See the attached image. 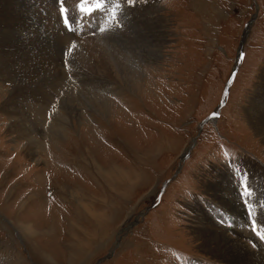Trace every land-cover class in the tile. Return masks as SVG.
I'll use <instances>...</instances> for the list:
<instances>
[{
  "label": "rangeland",
  "instance_id": "obj_1",
  "mask_svg": "<svg viewBox=\"0 0 264 264\" xmlns=\"http://www.w3.org/2000/svg\"><path fill=\"white\" fill-rule=\"evenodd\" d=\"M19 1L25 9L18 0H0L8 11L13 9L0 14V71L13 58L38 70L40 94L50 92L48 104L55 112L49 109L47 115L53 123L63 120L62 104L77 109L81 92L76 95L71 86L119 88L78 62L76 42L98 31L92 40L100 38L114 51L135 46L130 43L137 40L131 20L137 9L140 16L142 0H122L123 23L112 31L98 27V12L71 32L61 22L59 6L69 17L77 11L78 0H59L46 18L55 19L53 24L39 19L42 0ZM157 3L167 31L162 57L140 63L135 91L121 81L123 90L107 95L108 110L103 105L98 112L83 108L80 117L75 109L72 123H62L57 136H45L34 120L27 124L31 115L26 101L20 103L25 109L21 123L34 130L40 152L11 128L4 103L18 82L0 73V264H241L203 247L200 233L217 228L225 232H214L220 242L232 239L264 264V248L251 228L247 234L239 229L254 224L250 206L261 211L257 220L264 225V132L255 121L257 103L264 99V0ZM18 5L23 11L32 5L38 10L35 14L32 7L19 25ZM113 33L116 38L110 39ZM38 54L43 62L48 58L50 79L43 63L34 60ZM21 77L25 83L17 84L16 96L30 91L33 82ZM104 89L96 96L85 93L84 101L96 105ZM263 118L264 112L261 123ZM225 150L235 151L234 162L224 160ZM233 177H241L234 179L247 192ZM249 194L242 204L245 210L237 213L233 203Z\"/></svg>",
  "mask_w": 264,
  "mask_h": 264
},
{
  "label": "bare ground",
  "instance_id": "obj_2",
  "mask_svg": "<svg viewBox=\"0 0 264 264\" xmlns=\"http://www.w3.org/2000/svg\"><path fill=\"white\" fill-rule=\"evenodd\" d=\"M5 3H10V2H6L4 1ZM61 2V1H60ZM14 3V2H13ZM18 3L24 8V4L22 1H19L18 0ZM59 3V0H42V3H39V5H41L43 7V16L42 14H40L39 16V19L41 21H44L45 24H53L54 22L56 23V20L55 19H50L51 22H46L47 21V17H50L51 18V15H53L52 12H49L50 9H55V8H58V4ZM65 3V2H64ZM1 6H0V14L3 16L4 14H7L9 13L11 10L13 9H10L9 11L7 10V5L8 4H4V3H1ZM62 5V4H61ZM66 5V4H65ZM141 5L142 7H140V10H141V13H140V16L137 13V11L139 9H137L135 11V13H133L132 17L133 19L131 20V22L133 23L132 25H134L136 27L133 28L134 30L132 31L134 36L133 37H137V40L136 41H132L130 43H132L133 45L135 46H130V47H125L123 46V50L117 52V51H114L112 48V46H108L106 44L103 43V41L100 39V38H97L95 41L92 40L93 36H91L90 38L88 37L87 39L84 38V40L82 39L81 42L77 41L76 44H77V48L81 51L79 54V57H78V62L81 63L83 65V67H85V65L89 66L87 68H91L92 70H94V72L96 71V73L100 74L101 76H105V79L106 80H109V82H107L108 85H114L115 83L119 84V88H114V87H106V86H103V87H100L98 88L97 85H90L88 88H83V89H80V88H76L75 86H71V90L77 95V92H81L80 94V99L78 100V104H77V113L80 117H82L84 115L83 113V108H86L88 110H95L96 112H98L96 110L97 107H101V105H103L102 107H105L106 110H108V98H107V95L110 91H117L118 89H121L123 90V85L121 83V81L125 84V85H128V87L130 88L129 90L131 91H135L134 87H133V83L135 81V78L137 76H139V73L140 71L142 70V66L140 65L141 62H146V61H151V62H154L156 60H158L160 57H162V45L165 44V37H166V30L164 29L165 26H163L164 24V19L162 16H160V12H161V9H160V6L159 4L157 3V0H142L141 2ZM21 6H17V16H18V24L19 25H22L24 24V22L26 21V19L29 18V14H28V11L30 12V9L33 7V11H35V14L37 13V10H38V7L36 5H32L31 8L28 10V11H23L21 9ZM125 8V7H124ZM25 9V8H24ZM27 10V9H26ZM69 10V9H68ZM8 11V12H7ZM49 12V13H48ZM48 13V15H47ZM31 14V13H30ZM8 15V14H7ZM47 15V16H45ZM71 16V15H70ZM33 17V16H31ZM38 17V16H37ZM128 17V16H127ZM126 18V17H125ZM58 19V18H57ZM122 19V18H121ZM124 21V19H123ZM7 22V21H6ZM36 22V21H35ZM9 25V24H8ZM11 25V24H10ZM78 25V24H77ZM76 25V26H77ZM28 26V25H27ZM30 26V24H29ZM75 26V27H76ZM125 26V25H124ZM129 27V26H127ZM26 29V28H25ZM30 29V28H29ZM92 28L90 27H83V30L84 31H87V30H91ZM139 29V30H138ZM74 30V28L72 29ZM81 30V29H80ZM113 30V29H112ZM111 30V31H112ZM249 30V28H248ZM110 31V32H111ZM136 31H139L137 35L136 34ZM43 32V31H42ZM41 32V33H42ZM71 32V31H70ZM119 34V33H118ZM43 35V33H42ZM63 35V34H62ZM85 35V33H84ZM91 35V33L89 34ZM88 35V36H89ZM56 36V35H55ZM121 36V35H120ZM119 36V37H120ZM8 37V36H7ZM48 37V36H47ZM72 37V35H71ZM77 37V36H76ZM75 37V38H76ZM73 38V37H72ZM95 38V36H94ZM109 38L110 39H113V38H116V34L113 33V34H109ZM121 38V37H120ZM132 38V37H131ZM164 38V39H163ZM66 39H69V38H66ZM109 39V40H110ZM153 43V45L155 46V48L153 47H149V44H148V41L149 40ZM78 40V39H77ZM132 40V39H131ZM63 42V40H61ZM88 41H91L92 43H89L88 44V47L83 49V46L84 44L83 43H86ZM115 41V40H114ZM18 42V41H17ZM48 42V41H47ZM69 42V40H68ZM111 42V41H110ZM113 42V41H112ZM64 43V42H63ZM62 43V44H63ZM101 43V44H99ZM106 43V41H105ZM118 43V41H117ZM127 43V42H126ZM17 44V43H16ZM37 44V43H36ZM70 44V43H68ZM75 44V45H76ZM116 44V43H114ZM64 45V44H63ZM124 45V44H123ZM24 48H27L26 45H22ZM52 46V45H51ZM119 46V45H118ZM73 47V46H72ZM86 47V46H85ZM99 47H102L103 49H100ZM23 48V49H24ZM60 48H61V44H60ZM120 48V47H119ZM63 49V48H62ZM65 49V48H64ZM25 51V50H24ZM45 51V50H44ZM39 52H42V51H38ZM79 52V51H78ZM44 53V52H43ZM59 53L61 54L62 53V50L60 49L59 50ZM67 53V52H66ZM33 54V53H32ZM57 54V53H56ZM59 54V55H60ZM31 55V54H30ZM58 55V56H59ZM63 55V54H61ZM75 55V54H74ZM73 55V56H74ZM8 56V55H6ZM51 56V55H50ZM64 56V55H63ZM62 56V57H63ZM66 56V55H65ZM34 57V60L36 61V63H40L42 62L43 63V69H46V74H45V77L47 79H50V74L52 73V71H50L49 73V66H47V59L43 62L42 60L43 57H42V54H38L36 56H33ZM56 57V56H55ZM70 57V55H69ZM68 57V58H69ZM10 58V57H9ZM32 58V57H31ZM73 58V57H72ZM75 58V57H74ZM4 59V58H3ZM30 59V58H29ZM65 59V58H64ZM6 60V59H5ZM18 59H9V62L6 63L5 65H3L4 69L3 71H0L3 72L2 74L5 75V78L6 77H9L8 79H5V80H8V81H13L14 83L15 82H18L17 84L19 85V83L22 81V84L25 83V79L22 78L21 76L23 77H31V81H33L32 83H29L28 87L30 88V91H26L24 92L23 94L18 92V95L16 96L15 94V91L18 90V85L15 84V87L14 89L11 91V94L9 97H7L5 103H4V108L9 112L10 116H11V120H12V124H11V128L13 130H16L19 132V134L25 136L28 138V144L29 146H33V147H36V149H39L40 148V141L39 139H37V137L34 136V130H32V132H30V125H25V123H21V114L23 115V112L25 109L21 110L20 109V103H22V101H26V104H27V108H26V111L28 109V113L31 115L29 117V119L31 118V120H28L26 123L29 124L31 121L34 120V122L36 123L37 125V128H40V130H44L46 134H44L45 136H48V135H53V136H57V135H60L62 130H63V126H62V123H64L67 119L70 120V123H72V113L75 111L76 108H65L64 104H62V109L60 110V116L62 117L61 119L63 120H58L59 122H52L48 115H47V110H53V107H51L49 104H48V99L51 97L50 96V92L46 91V92H43L42 94H40V92L43 90L42 88V85H41V78H40V72H38V70H36L34 67L32 66H29L27 64H25V62H19L17 61ZM58 60V59H57ZM61 59H59V62H60ZM71 60V59H70ZM23 61V60H22ZM75 61V60H74ZM63 62V60H62ZM48 63H51V62H48ZM55 63V62H54ZM64 63V62H63ZM3 64V63H2ZM70 64V63H69ZM72 64V63H71ZM91 64V65H89ZM66 65V64H65ZM75 65V64H74ZM77 65V64H76ZM36 66V65H35ZM42 67V66H41ZM63 67V66H62ZM70 67V65H69ZM74 67V66H73ZM82 67V66H80ZM79 67V68H80ZM66 68V67H65ZM78 68V67H77ZM42 69V70H43ZM52 69V68H51ZM68 69V68H67ZM63 70H65L63 68ZM70 70V69H69ZM78 70V69H77ZM82 70V69H81ZM80 70V71H81ZM55 71V69H54ZM60 71V70H59ZM85 71V70H84ZM83 71V72H84ZM87 71V70H86ZM90 71V70H89ZM57 72V71H56ZM62 72V71H61ZM65 72V71H64ZM73 72V71H72ZM59 73V72H58ZM66 73V72H65ZM89 73V72H88ZM142 73V71H141ZM53 74V73H52ZM64 74V73H63ZM66 75V74H65ZM83 75V74H82ZM85 75V74H84ZM83 75V76H84ZM94 75V74H93ZM96 75V74H95ZM43 76V75H41ZM54 76V75H53ZM52 76V77H53ZM64 76V75H63ZM70 76V75H69ZM79 76V75H78ZM56 77V76H55ZM71 77V76H70ZM69 77V78H70ZM81 77V76H80ZM79 77V79H80ZM44 78V77H42ZM57 78V77H56ZM60 78V77H59ZM76 78V77H75ZM78 78V77H77ZM104 78V77H103ZM1 79V78H0ZM4 80V81H5ZM71 79H67V84L70 85L71 83ZM86 80V79H85ZM101 80V79H100ZM103 80V79H102ZM2 81V79L0 80ZM59 81V80H58ZM65 81V82H66ZM95 81V80H94ZM113 81V82H111ZM24 82V83H23ZM82 82V81H81ZM3 83V82H2ZM59 83V82H58ZM62 83V82H61ZM64 83V82H63ZM73 83V82H72ZM87 83V82H86ZM66 84V83H65ZM59 85V84H58ZM61 85V84H60ZM78 85V84H77ZM83 85V84H82ZM81 85V86H82ZM85 85V84H84ZM62 86V85H61ZM99 86V84H98ZM101 86V85H100ZM2 84L0 83V89H2ZM87 87V86H86ZM22 88V86L20 87ZM63 88V87H62ZM105 88V89H104ZM31 89H34V90H31ZM58 87L55 85V88L54 90H57ZM61 89V88H60ZM104 89V94H100L99 97H98V102L96 105L95 104H92L93 102H90V100L88 101H84L85 100V97L84 94L85 93H89L90 95H97L100 93L101 90ZM23 90V89H21ZM263 90V88H262ZM60 91V90H58ZM55 92V91H54ZM260 93V92H259ZM258 93V94H259ZM60 94H61V91H60ZM261 94V93H260ZM76 95L74 97H76ZM259 96V95H258ZM90 97V96H89ZM20 98V99H19ZM54 98V97H53ZM75 99V98H74ZM77 99V98H76ZM71 101H73V99H69ZM258 100V98L255 100V102ZM52 102H54L53 99H51ZM77 101V100H76ZM254 102V103H255ZM65 103V102H64ZM67 103V102H66ZM74 103V102H73ZM58 104V103H57ZM60 104V103H59ZM67 105V104H66ZM75 105V104H74ZM81 105V106H80ZM255 105V104H254ZM16 106H17V109H16ZM56 106V105H55ZM78 106H80V108H78ZM60 107V106H59ZM89 107V108H88ZM257 107H258V110L255 112V115L257 116L256 117V123L257 125L259 126V128L264 132V118L262 119V123L260 122V116L262 115V113L264 112V99H262V102H258L257 103ZM76 109V110H77ZM101 109V108H100ZM105 109L104 110V113L107 112ZM110 109V108H109ZM54 111V110H53ZM51 111V112H53ZM63 111V113H62ZM32 112H34V117L33 115L31 114ZM55 112V111H54ZM65 112V113H64ZM94 113V112H93ZM107 113H110V112H107ZM55 116V115H54ZM52 116V117H54ZM59 116V117H60ZM58 117V116H57ZM253 118V117H252ZM46 122V124H45ZM35 125V124H34ZM39 125V126H38ZM47 126L49 127V129L47 128ZM32 147V148H33ZM36 151V150H35ZM40 152V149L38 150ZM263 180V179H262ZM246 188V187H245ZM244 189V188H243ZM233 190V189H232ZM232 190H230L231 192H233ZM262 192V190H261ZM263 195V194H262ZM250 197V194L248 196L247 199L245 200H242L240 199L239 202H234L233 205H236L234 206L235 209H238L237 213H239L241 211V209L245 210L242 206L243 203H247V200L249 199ZM233 199V198H232ZM223 200V199H222ZM234 200V199H233ZM224 202V200L222 201ZM231 207V206H229ZM233 207H231L230 209L232 210ZM249 208H252L253 211H249L250 213V220L253 219L257 220V217L259 215V213L261 212L260 210H256L253 209V207H249ZM234 212V211H233ZM252 220V222L250 223H255L254 221ZM259 222H261L260 220H258ZM247 222V221H245ZM206 225V224H205ZM248 224L246 223V226H244V224H241L239 225V229L243 228L240 230V232L242 233H245L247 234L249 231L246 230L248 228H251L250 226L247 227ZM222 227V226H221ZM206 228V227H205ZM220 234V235H217L216 233ZM225 233V232H224ZM223 233V229L222 228H217V229H214V230H206L204 232H201V237H202V240H203V247L207 248L210 252H214V253H217L219 255H222L226 258V260L229 262V263H232V262H238V263H241V264H259L258 261H256L255 259H253V256H251V254L249 255L248 254V251H246L243 246H238L237 244H235L232 239L228 240L226 239V242L223 244L222 242H220V239L215 237L214 235H217V236H221V235H225ZM241 234V233H240ZM245 236V235H244ZM231 237V236H230ZM229 237V238H230ZM221 238V237H220ZM228 238V237H227ZM245 238V237H244ZM224 240V238H222ZM235 239V238H234ZM241 239V238H240ZM239 239V240H240ZM243 239V238H242ZM248 239V238H247ZM232 241V242H231ZM238 241V240H237ZM236 241V242H237ZM242 241V240H240ZM246 242V241H245ZM242 244V243H241ZM247 246V245H246ZM245 247V246H244ZM248 248V247H247ZM254 249V248H253ZM259 249V248H258ZM254 251V250H253ZM213 253V254H214ZM262 253V252H261ZM101 262V261H100ZM193 264V263H191ZM195 264H204V263H201V262H197Z\"/></svg>",
  "mask_w": 264,
  "mask_h": 264
},
{
  "label": "snow or ice",
  "instance_id": "obj_3",
  "mask_svg": "<svg viewBox=\"0 0 264 264\" xmlns=\"http://www.w3.org/2000/svg\"><path fill=\"white\" fill-rule=\"evenodd\" d=\"M257 231V228H256ZM261 238H264V232H261Z\"/></svg>",
  "mask_w": 264,
  "mask_h": 264
},
{
  "label": "water",
  "instance_id": "obj_4",
  "mask_svg": "<svg viewBox=\"0 0 264 264\" xmlns=\"http://www.w3.org/2000/svg\"><path fill=\"white\" fill-rule=\"evenodd\" d=\"M100 261H102V259L99 260V263H100Z\"/></svg>",
  "mask_w": 264,
  "mask_h": 264
}]
</instances>
